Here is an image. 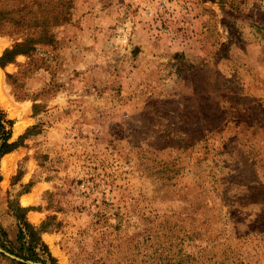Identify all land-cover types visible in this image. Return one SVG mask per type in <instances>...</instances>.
<instances>
[{
  "label": "rangeland",
  "instance_id": "obj_1",
  "mask_svg": "<svg viewBox=\"0 0 264 264\" xmlns=\"http://www.w3.org/2000/svg\"><path fill=\"white\" fill-rule=\"evenodd\" d=\"M0 34L35 47L1 82L10 247L19 206L53 264H264V0H1Z\"/></svg>",
  "mask_w": 264,
  "mask_h": 264
},
{
  "label": "trees",
  "instance_id": "obj_2",
  "mask_svg": "<svg viewBox=\"0 0 264 264\" xmlns=\"http://www.w3.org/2000/svg\"><path fill=\"white\" fill-rule=\"evenodd\" d=\"M29 13L33 12L29 11ZM66 15L67 14L64 13L62 18H59V14H53L52 18L54 22H58L59 20L65 19ZM28 42L30 43V41L24 39L22 42L14 43L10 48H7L0 57V66L4 67L7 63L13 62L16 55L21 54L29 56V52L35 50V47L27 46ZM12 126L13 122L10 119H7L5 112L0 108V158L13 151L17 146L16 142H10ZM25 212L26 209L20 208L19 206L15 212V216L18 220V235L16 241L18 248L14 250L9 244H7L4 239L6 238L5 232L0 236V246L21 257L23 260H39L44 263L45 260L41 257L45 255L48 261L53 264L54 259L40 237L42 230L37 229L26 220L24 215ZM0 257L2 256L0 255Z\"/></svg>",
  "mask_w": 264,
  "mask_h": 264
},
{
  "label": "crops",
  "instance_id": "obj_3",
  "mask_svg": "<svg viewBox=\"0 0 264 264\" xmlns=\"http://www.w3.org/2000/svg\"><path fill=\"white\" fill-rule=\"evenodd\" d=\"M8 39L7 37L3 36L0 34V57L1 55L3 54V52L7 49V48H10L12 45H9L8 43ZM21 57H23V55H16L15 56V59L13 62H10V63H7L4 67H1L0 66V74L2 76V79H3V75L4 73H6V71H8V67H11V66H14L15 65V62L20 59Z\"/></svg>",
  "mask_w": 264,
  "mask_h": 264
},
{
  "label": "bare ground",
  "instance_id": "obj_4",
  "mask_svg": "<svg viewBox=\"0 0 264 264\" xmlns=\"http://www.w3.org/2000/svg\"><path fill=\"white\" fill-rule=\"evenodd\" d=\"M1 82H2V76L0 74V103L3 104V100H2V97H1V94H2ZM19 128L20 127H17V130H19Z\"/></svg>",
  "mask_w": 264,
  "mask_h": 264
},
{
  "label": "water",
  "instance_id": "obj_5",
  "mask_svg": "<svg viewBox=\"0 0 264 264\" xmlns=\"http://www.w3.org/2000/svg\"><path fill=\"white\" fill-rule=\"evenodd\" d=\"M0 253L4 254L5 256H8V257L16 259L15 257L11 256L10 254L6 253L5 251H3L1 249H0Z\"/></svg>",
  "mask_w": 264,
  "mask_h": 264
}]
</instances>
